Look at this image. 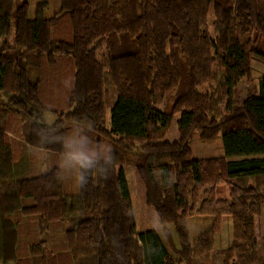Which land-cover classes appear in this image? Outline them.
Returning a JSON list of instances; mask_svg holds the SVG:
<instances>
[{
    "label": "trees",
    "instance_id": "1",
    "mask_svg": "<svg viewBox=\"0 0 264 264\" xmlns=\"http://www.w3.org/2000/svg\"><path fill=\"white\" fill-rule=\"evenodd\" d=\"M13 5L0 0V262L21 263L18 217L36 215L40 233L62 232L59 245L73 264H175L155 229L136 235L125 164L135 166L164 232L173 225L186 264H197L193 250L212 246L207 233L195 245L187 234V215L208 185L228 187L227 199L204 198L197 210L232 218L224 251L254 248V218L264 204V77L256 95L230 100L224 111L220 105L250 78L252 56L264 60V0H60L49 18L47 0L35 4L33 16L28 2ZM60 21L68 23L64 34ZM102 42L107 54L98 60ZM59 61L69 65L73 83L67 109L51 124L66 130L73 120L87 121L95 140L113 147L108 174L75 192L55 179L53 166L31 175L17 156L19 140L8 135L19 123L22 144L58 151L39 148L36 131L45 124L44 75ZM103 63L116 88L113 101L105 97ZM209 81L216 89L202 93ZM168 95L169 106L155 107ZM176 113L179 138L163 141ZM197 131L203 141L220 134L224 154L191 158ZM45 244L29 245L32 264L40 263Z\"/></svg>",
    "mask_w": 264,
    "mask_h": 264
},
{
    "label": "rangeland",
    "instance_id": "2",
    "mask_svg": "<svg viewBox=\"0 0 264 264\" xmlns=\"http://www.w3.org/2000/svg\"><path fill=\"white\" fill-rule=\"evenodd\" d=\"M28 2L30 6V16H33L34 6L40 0H14L13 10L22 2ZM47 8L45 10V17H52L60 7V0H47ZM214 19L212 10L208 16L209 31L213 33L212 21ZM68 30V23L60 21L58 32L64 34ZM242 41L248 36L239 35ZM107 54L106 44L102 42L96 50V58L104 60ZM46 76L44 75L42 100L47 107L43 116V123H52L57 119V113L67 109L68 89L72 86V77L70 76L69 65L65 62H57L56 67L49 65L47 68ZM253 69V72H252ZM103 87L105 90V97L107 101H113L116 96V88L108 74V67L103 63ZM252 73L259 80L264 77V60L253 55L251 58V74L250 78L243 77L235 87L233 94L230 98L223 100L220 108L224 111L225 104L228 101H240L247 94L254 93L256 82L253 80ZM242 82V85L240 84ZM238 85H240L238 87ZM217 84L213 81L206 82L199 87V90L204 93L211 89H216ZM172 98L170 95L165 96L164 99L155 104L158 109H162L166 105H170ZM110 102H108L109 106ZM106 118L104 125L108 126L109 107L105 108ZM173 115L170 128L163 137V141L174 142L178 138V126L175 116ZM8 135L14 140H19L17 149V156H21L23 164L31 166V175H37L51 168L54 165L56 156L55 152L46 151L43 149L33 148L22 144V135L19 123L13 125L9 130ZM191 157L194 159L213 157L224 154L221 135L219 134L212 141H203L198 136V131L193 133L190 142ZM43 152H48L52 155L48 159H44ZM123 171L127 180L128 190L130 195L131 204L133 207V215L135 220V233L145 231L147 229H155L162 237L165 245L168 248L169 255L174 259L175 264H186L183 258L177 252L179 241L172 224H166V232L161 228L159 218L155 214L153 208L146 204L145 187L142 183L134 165L125 164ZM64 184L67 190L75 192L77 186L71 180H65ZM208 202L214 198H228V187L225 184H218L215 190L210 191V185L206 187L205 193L200 192L193 211L187 215V234L190 245L206 240L203 236L207 233L208 239L211 240L212 246L210 249L203 247V249L193 250L191 256L197 261V264H263L264 263V209L261 214L254 218V233L256 238L255 247L246 249L242 244L234 248L232 253L225 252L231 244L233 238V225L230 222L222 223V218L215 217L207 208L205 213H199L198 207L202 199ZM264 208V204H263ZM260 216V217H259ZM228 217V216H226ZM257 217V218H256ZM19 219V239L18 247L20 254V264H32L30 262V254L28 247L30 244L37 243L40 240H46L44 247L43 258L40 259L39 264H73L69 252L60 247L62 232L57 229L54 233H40L38 217L20 216ZM218 236V240L216 237ZM216 239V241H215Z\"/></svg>",
    "mask_w": 264,
    "mask_h": 264
},
{
    "label": "clouds",
    "instance_id": "3",
    "mask_svg": "<svg viewBox=\"0 0 264 264\" xmlns=\"http://www.w3.org/2000/svg\"><path fill=\"white\" fill-rule=\"evenodd\" d=\"M91 127L87 121L76 119L65 126L66 130L51 123L37 129L39 148L55 146L58 149L51 169L57 181L71 180L77 187L83 188L91 179L108 174L113 164V147L108 142L95 140ZM50 155L42 153L44 159Z\"/></svg>",
    "mask_w": 264,
    "mask_h": 264
},
{
    "label": "crops",
    "instance_id": "4",
    "mask_svg": "<svg viewBox=\"0 0 264 264\" xmlns=\"http://www.w3.org/2000/svg\"><path fill=\"white\" fill-rule=\"evenodd\" d=\"M252 72H253V69H252ZM252 77H253V80L256 82V86H255V90H253V92H254V94L256 95L257 94V88H258V79L254 76V73H252ZM241 85H242V82L240 83ZM240 85H238V87H239ZM155 107H156V105H155ZM176 117V120H177V122H178V120H179V118H180V115H178V116H175ZM174 119V118H173ZM170 128V127H169ZM178 138H179V134H178ZM177 138V139H178ZM176 139V140H177ZM175 141V140H174ZM223 155V154H222ZM222 155H217V156H222ZM191 158H193V157H191ZM264 209V208H263ZM260 217V216H259ZM257 218V217H256ZM159 220V219H158ZM225 222H230V223H232V225H233V220H232V218L230 217V216H228V217H226V216H223L222 217V223H225ZM160 223V222H159ZM216 239L218 240V236L216 237ZM216 239H215V241H216ZM0 264H3V263H1L0 262Z\"/></svg>",
    "mask_w": 264,
    "mask_h": 264
}]
</instances>
